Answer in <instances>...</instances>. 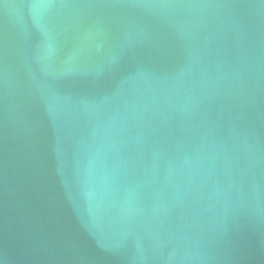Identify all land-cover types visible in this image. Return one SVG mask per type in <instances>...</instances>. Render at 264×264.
I'll return each mask as SVG.
<instances>
[{"label":"water","instance_id":"water-1","mask_svg":"<svg viewBox=\"0 0 264 264\" xmlns=\"http://www.w3.org/2000/svg\"><path fill=\"white\" fill-rule=\"evenodd\" d=\"M0 264H264V0H0Z\"/></svg>","mask_w":264,"mask_h":264}]
</instances>
